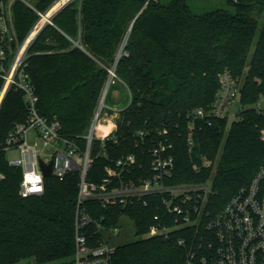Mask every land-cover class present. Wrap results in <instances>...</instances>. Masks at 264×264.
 Here are the masks:
<instances>
[{
    "label": "trees",
    "instance_id": "16d2710c",
    "mask_svg": "<svg viewBox=\"0 0 264 264\" xmlns=\"http://www.w3.org/2000/svg\"><path fill=\"white\" fill-rule=\"evenodd\" d=\"M56 4L55 12L62 9L31 46L28 72L40 114L56 117L63 135L82 148L109 70L130 32L116 75L131 103L121 112L117 143H95L89 181L100 180L106 166L130 154L145 159L148 167L150 158L142 153L148 154L153 140H163L173 145L171 183L212 180L215 195L209 208L216 212L264 169V110L255 108L264 96V0H227L228 8L204 15L193 14L184 0H39L35 6L46 13ZM13 13L18 38L24 40L40 17L19 0ZM225 71L241 88L236 120L198 121L191 131L188 115L213 105ZM27 117L22 93L12 90L0 110V171L5 175L0 182V264L63 262L75 253L79 174L64 181L47 178L43 196L22 198V170L7 159L6 139ZM140 132L148 133L143 147ZM100 152L108 157L97 156ZM205 159L211 167L204 166ZM87 207L93 217H106L108 225H118L124 215L135 223L140 239L117 247L112 264H187L191 246L177 245L187 236L183 232L171 241L141 236L154 208L104 209L94 202Z\"/></svg>",
    "mask_w": 264,
    "mask_h": 264
},
{
    "label": "built area",
    "instance_id": "2783aa9c",
    "mask_svg": "<svg viewBox=\"0 0 264 264\" xmlns=\"http://www.w3.org/2000/svg\"><path fill=\"white\" fill-rule=\"evenodd\" d=\"M16 1L0 2V110L9 93L16 90L23 95L28 117L11 130L5 151L15 149L20 153V159L9 161V164L22 170V198L44 195L47 178L41 162L46 166L52 165L51 177L60 181L72 173L79 174L74 264H112L117 249L113 239L122 233L123 220L134 223L128 215H124L118 225H108L106 217L95 218L88 212L87 204L90 202L104 209L121 207L126 210L136 205L154 208L152 223L141 236L171 241L177 233L183 232L187 236L179 238L177 245L182 248L191 246L187 264H195L196 260L201 264H264V169L250 185L242 187L224 208L216 212L209 208L215 195L213 182L171 183L175 170L173 145L163 140L157 143L153 140L148 154L145 151L142 153L150 158L148 167L145 159L139 160L135 154H130L106 166L100 180H88L94 163L95 143L101 142L102 146L109 141L117 143L121 112L126 108L119 110L105 103L110 85L115 79L119 80L117 65L109 70V81L82 148L77 140L63 135L61 122L56 117L51 119L40 114L39 97L28 72L30 48L41 29L53 25L56 12L50 15V10L41 13L36 4L19 0L40 17L25 39L20 40L13 13ZM46 16L49 17L40 26V21ZM121 56L122 53L116 63ZM220 84L210 108L196 109L188 115L191 131L198 121L210 123L213 119H230V116L236 120L238 112L232 115L231 107L236 99H240V84L229 71L221 75ZM258 111L263 110L258 108ZM162 134L159 132L160 136ZM139 136V146L143 147L148 133L140 132ZM188 145L190 148L194 146L192 139ZM97 156L108 157L105 152ZM204 166L211 167L212 163L205 159ZM194 169L200 171L198 166ZM4 179L5 175L0 171V182Z\"/></svg>",
    "mask_w": 264,
    "mask_h": 264
},
{
    "label": "rangeland",
    "instance_id": "374dc122",
    "mask_svg": "<svg viewBox=\"0 0 264 264\" xmlns=\"http://www.w3.org/2000/svg\"><path fill=\"white\" fill-rule=\"evenodd\" d=\"M31 3L36 4L39 0H29ZM72 1V0H69ZM173 0H162V2L164 3H170ZM185 4L187 5L188 9L195 15H204L210 12H214L217 11L219 9H226L228 8L227 6V0H184ZM59 4L54 5L50 11L48 12V14H52L55 12V10L58 7ZM42 21V20H41ZM40 21V23H41ZM39 23V24H40ZM40 26H42L40 24ZM130 33V32H129ZM129 33L126 35L123 44L119 50V53H124L125 51V46L127 44V40L129 37ZM117 55V57H118ZM116 57V59H117ZM117 65L116 60L112 65V68L110 70H113V68ZM117 92L118 93V103L115 102L116 101V97H114V93ZM105 103L109 106H116L119 110L124 109L125 107H127L130 103V93L129 90L127 89V87L124 85V83H122L121 81H119L118 79H115V82L110 85L109 89H108V93L105 99ZM255 108H261L262 110H264V96H261L260 100L258 101V103L255 105ZM240 109V99H236V101L233 103L232 107H231V114H236ZM229 124L231 122L234 121V118L230 116L229 119ZM7 155V159L8 161H17L20 159V153L19 151L15 150V149H10L7 151L6 153ZM216 164H214L215 166ZM216 167V166H215ZM208 182H213L212 180L208 181ZM121 229H122V233L115 237L113 239V245L114 246H122L134 241H137L138 239H140V236H138L136 234L135 231V226L134 223L131 221H128L127 219H124L122 224H121ZM17 264H37L34 263L32 261H28V260H23L18 262ZM49 264H74L73 262V258L67 261H63V262H53V263H49Z\"/></svg>",
    "mask_w": 264,
    "mask_h": 264
},
{
    "label": "water",
    "instance_id": "95a60500",
    "mask_svg": "<svg viewBox=\"0 0 264 264\" xmlns=\"http://www.w3.org/2000/svg\"><path fill=\"white\" fill-rule=\"evenodd\" d=\"M62 9V8H61ZM61 9H58V11L56 12V14L61 10ZM143 12V10L139 13V15L137 16V18L141 15V13ZM56 14H55V16H56ZM54 16V17H55ZM136 18V19H137ZM135 22V21H134ZM45 27H43L42 29H41V31H40V33L42 32V30L44 29ZM39 33V34H40ZM39 34H38V36H39ZM37 36V37H38ZM41 167H42V169H43V172H44V176L46 177V178H50L51 177V173H52V165H49V166H46V165H44L42 162H41Z\"/></svg>",
    "mask_w": 264,
    "mask_h": 264
},
{
    "label": "crops",
    "instance_id": "0c3cea01",
    "mask_svg": "<svg viewBox=\"0 0 264 264\" xmlns=\"http://www.w3.org/2000/svg\"><path fill=\"white\" fill-rule=\"evenodd\" d=\"M114 95H115L114 97H116V101H115V102H117V103H118V93H117V92H115V93H114Z\"/></svg>",
    "mask_w": 264,
    "mask_h": 264
},
{
    "label": "bare ground",
    "instance_id": "6f19581e",
    "mask_svg": "<svg viewBox=\"0 0 264 264\" xmlns=\"http://www.w3.org/2000/svg\"><path fill=\"white\" fill-rule=\"evenodd\" d=\"M48 17L46 16L43 20L45 21Z\"/></svg>",
    "mask_w": 264,
    "mask_h": 264
}]
</instances>
